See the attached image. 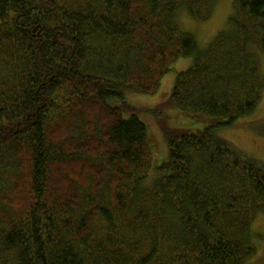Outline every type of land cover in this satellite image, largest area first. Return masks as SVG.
<instances>
[{"label": "trees", "instance_id": "trees-1", "mask_svg": "<svg viewBox=\"0 0 264 264\" xmlns=\"http://www.w3.org/2000/svg\"><path fill=\"white\" fill-rule=\"evenodd\" d=\"M218 0H0V264H248L264 215V163L219 136L264 95V0H233L206 47L180 27ZM203 126L149 127L127 92ZM131 105V104H130ZM133 106V105H132ZM127 115V114H126Z\"/></svg>", "mask_w": 264, "mask_h": 264}, {"label": "rangeland", "instance_id": "rangeland-1", "mask_svg": "<svg viewBox=\"0 0 264 264\" xmlns=\"http://www.w3.org/2000/svg\"><path fill=\"white\" fill-rule=\"evenodd\" d=\"M233 0H218L215 3L212 17L208 21H199L183 10L179 15L180 27L197 37L200 47L208 46L219 33L228 29L234 15ZM260 67L264 77V55L259 54ZM191 58H180L172 64L170 72L162 79L160 90L155 95H143L127 92L126 99L131 104L124 107L127 118L131 111L140 117L149 127L151 148H153V166L149 179L157 174V167L169 160L167 134L173 130L189 128L197 129L203 125L181 114L170 103L176 77L191 67ZM133 105V106H132ZM257 111L248 117L238 119L232 127L217 130L221 138L233 144L248 157L264 163V95L258 104ZM252 230L256 236L254 241L258 253L248 261V264H264V215L253 223Z\"/></svg>", "mask_w": 264, "mask_h": 264}]
</instances>
